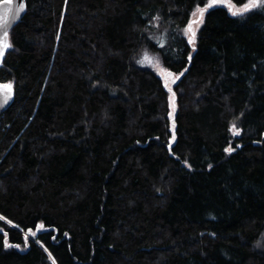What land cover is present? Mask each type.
<instances>
[{"label":"trees","instance_id":"16d2710c","mask_svg":"<svg viewBox=\"0 0 264 264\" xmlns=\"http://www.w3.org/2000/svg\"><path fill=\"white\" fill-rule=\"evenodd\" d=\"M255 2L27 0L0 56V264H264Z\"/></svg>","mask_w":264,"mask_h":264},{"label":"water","instance_id":"95a60500","mask_svg":"<svg viewBox=\"0 0 264 264\" xmlns=\"http://www.w3.org/2000/svg\"><path fill=\"white\" fill-rule=\"evenodd\" d=\"M26 6L27 0H4L0 2V56L7 48L5 46L8 45L9 31L24 17ZM12 103V89L0 84V116Z\"/></svg>","mask_w":264,"mask_h":264},{"label":"rangeland","instance_id":"374dc122","mask_svg":"<svg viewBox=\"0 0 264 264\" xmlns=\"http://www.w3.org/2000/svg\"><path fill=\"white\" fill-rule=\"evenodd\" d=\"M198 12V10H196V13ZM197 26H199V24H197ZM185 35H188V31L185 30ZM144 59V57H143ZM145 61L148 63V65L155 71V73L163 80V83L165 84V86L169 89V91L172 89L173 83H175L176 79L174 76H172L171 74H169L165 69H163L159 63V61L157 60V58L153 55H146L145 56ZM169 103L170 106L172 107V96L169 95ZM233 127L231 128V133L233 135ZM236 137L239 136L235 135Z\"/></svg>","mask_w":264,"mask_h":264},{"label":"snow or ice","instance_id":"6c2138e0","mask_svg":"<svg viewBox=\"0 0 264 264\" xmlns=\"http://www.w3.org/2000/svg\"><path fill=\"white\" fill-rule=\"evenodd\" d=\"M212 6V4H209L208 5V7H211ZM261 5H260V3H259V0H256V2L255 3H253L252 5H251V7H260ZM250 10V7L248 6V5H245V7H244V11L245 12H247V11H249ZM239 14H241V13H238V12H236V11H233V15H239ZM201 18H202V12H201ZM191 27V25H189V28ZM6 35H7V33H6ZM192 35H193V37H194V35H195V33L193 32L192 33ZM190 43H192V42H194L193 40H190L189 41ZM8 46H10V45H6L5 47H8ZM182 75V74H181ZM233 132H234V134L235 135H238L239 134V131L236 129V127H235V125H233ZM226 151H232V149L231 148H229V149H225Z\"/></svg>","mask_w":264,"mask_h":264}]
</instances>
